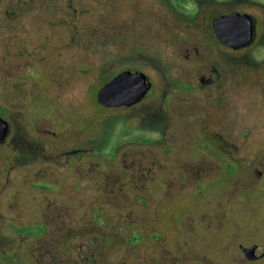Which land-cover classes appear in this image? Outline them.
<instances>
[{
    "label": "rangeland",
    "instance_id": "374dc122",
    "mask_svg": "<svg viewBox=\"0 0 264 264\" xmlns=\"http://www.w3.org/2000/svg\"><path fill=\"white\" fill-rule=\"evenodd\" d=\"M9 1L0 0V106L12 123L11 148H15L13 143L17 139H22L21 143L32 142L31 151L41 154L38 168L64 175L70 166L58 161L57 155L63 150L81 148L82 143L94 136L99 143L92 151L94 155L78 158L74 163L72 168L78 178H63L70 187L74 180L80 183L75 195L66 192L55 180L29 182V176L37 175L29 169L12 173L14 154L0 146V219L5 216L15 219L17 224H33L41 220L40 213L47 212V208L52 216H57L61 209L63 217L58 221L64 237L69 235L65 244L68 250L57 244L67 255L64 257L48 238L33 239L31 249L35 257L25 264H264V260L247 263L241 252L236 254L239 244L245 248L264 245V176H257L263 159L258 161L260 167L253 166L252 159L245 160V169L250 170L242 175L238 170L240 160L230 155V165L236 170L229 168L226 176L213 179L200 173L207 162L204 164L200 156L188 153L187 171L177 176H172L168 167L161 164L154 168L155 179L133 176L123 162L131 159L132 136L127 132L131 127L118 124L119 119L127 118L120 116L109 121L108 115L115 116L116 112L107 113L95 102L100 86L95 79L102 82L108 76L103 73L110 71L112 62L116 66L139 65L138 57L158 63L160 69L151 64L144 68L156 90L178 89L173 81H184L190 74L185 59L191 48L188 39L207 41L209 33L177 28L178 20L170 12V5L182 13L193 14L194 2L164 0L163 5L160 0H135L132 4L125 0H54L44 12L32 6L27 16L8 23L3 14ZM135 5L149 27L130 20L135 17ZM44 14L56 30L55 43L46 55L34 43L32 32L22 31L33 25L39 27L41 22L36 16ZM75 14H79L78 18ZM157 19L162 21L159 31L153 27L157 26ZM70 24L81 31L72 43L64 27ZM43 56L50 58L51 64L38 76L31 71L39 65L24 59ZM22 77L26 81L23 91L30 92L29 96L21 91ZM178 110L182 112L183 108ZM0 116L5 117L2 110ZM152 119L157 123V117ZM28 121L36 124L34 130ZM135 123L133 120L130 125ZM46 131L57 132L58 136L46 135ZM173 132L181 136L183 123H177ZM50 155L56 158L47 159ZM128 165L131 167L130 161ZM37 186L48 187L45 192ZM43 192L49 202H44ZM138 199L140 204L136 202ZM94 201L132 202L129 208L117 204L116 209H103L107 226L102 227L101 234H109L114 240L98 236L97 240L112 251L96 242L95 231L89 224L98 210ZM24 213L20 218L17 216ZM112 217L118 220L109 226L110 221L114 222ZM5 222L7 229L13 226ZM22 231L51 238L56 234L54 226L49 230L36 226ZM27 242L21 239L20 248H25Z\"/></svg>",
    "mask_w": 264,
    "mask_h": 264
},
{
    "label": "flooded vegetation",
    "instance_id": "af4514ba",
    "mask_svg": "<svg viewBox=\"0 0 264 264\" xmlns=\"http://www.w3.org/2000/svg\"><path fill=\"white\" fill-rule=\"evenodd\" d=\"M15 1L16 3H14ZM125 1L132 4L131 2L135 0ZM182 1L194 2L196 12L193 14L182 13L174 5H170V12L178 20L176 27L182 30H195L197 32L209 33V35L207 41L203 40L197 42L188 39L187 42L191 43V48L185 55V59L190 65V74L184 81H173V84L178 89L174 91L165 89L161 91L156 90L153 79L147 75L144 68H148L151 64L156 69H160L159 65H157L158 63L155 64L146 57H138L137 60L139 61V65L122 63L120 66H116V64L112 62L109 66L110 71L103 73V75L107 74L108 76L105 77L102 82L99 81V78L95 79V81L100 84L97 95L95 96V102L97 106L107 111V113L116 112L115 116L108 115L109 121H113L120 116L127 118L126 121L119 119L118 124L122 127H131L127 130V132H129L128 134L132 136L130 138L132 145L130 150L131 159L128 160V162H131V167H129L127 161L123 162L125 166L133 172V176L146 178L154 177L153 179H155L156 175L154 173V168L161 165L168 167L172 176H177L179 172L187 171L186 162L188 160L185 159L188 153H190L192 157H194V155L200 156L204 164L207 162L205 170L200 172L203 176L217 179L219 176H226L229 168L236 170L232 164L230 165V155L233 159L237 161L240 160L238 170L240 174L244 175L246 171L250 170L245 169V160L252 159V161H254L252 165H257L258 167L261 166L258 161L264 160V0ZM160 2L164 5V0H160ZM52 3H54V0H10L5 5L7 10H5L3 16L8 23L17 22L22 17L27 16L32 6H36L41 13L44 12L46 8H50ZM68 6H70V4H68ZM73 11L78 12L79 10L73 9ZM134 13L135 17H131L130 20L134 19V21L140 22L144 27H149L138 5H135ZM233 14H238L240 17L248 16L250 17L249 20L253 22L256 35L254 42L249 46L235 49L218 40L215 32V21ZM78 16L79 14H75V17L78 18ZM185 17H188L189 20ZM36 18L38 19L37 21L41 22L38 24L39 27L33 25L30 30L25 29L22 31L27 33L32 32L31 38L34 39V43L38 47L43 48V53L46 55L49 47L55 43L53 37L56 35V30H53L55 27L53 24H50V20L47 17L45 18V14L36 16ZM157 20V26L153 27L159 31L162 27V21L159 19ZM142 25H140V27H142ZM64 27L66 32L70 33L72 39L70 43L75 42V39H78V34L81 32L79 31V27L71 24L69 26L65 25ZM74 27H76V29ZM40 28L43 30H40ZM74 34L77 35L74 37ZM129 59L132 60V58ZM4 60L6 61L7 58H3V61ZM24 60H31L33 64L39 65L36 70L34 67V71H31L36 72L38 76L42 75V69L45 71L48 65L51 64L50 58L46 56L38 58L31 57ZM124 72L146 76L151 85L150 89L142 99L131 106L106 107L101 104L98 100L100 90L107 83ZM22 80L23 89H21V91L24 94L27 93L26 95L29 96L30 92L23 91L26 81L23 77ZM179 107L183 108L182 112L178 110ZM0 110L5 113V117L0 116V118L9 125L8 135L4 141L0 143V146L9 148V152L11 151L12 156L14 154L13 162H11L13 163L11 165L12 173L16 174L19 170L27 172L26 170L29 169L37 173V175L35 174V178L29 176V182L44 180L47 183H52L55 180V182H59L62 185L66 192H71V195H75L77 193L76 189L78 190L81 187L80 183L74 180L73 185L70 187L65 183L66 181L63 178H78L76 169L72 167L78 158L81 159L91 154L94 155L92 151H94L95 146L99 144L96 141V136L93 134L94 137L82 143L81 148L63 150L60 155H57L58 161L62 160L65 164L70 166V168L67 167L65 174L61 175L60 172L56 170L38 168L37 162H42V160H40L41 154L31 151L32 142L21 143L20 140L22 139H17L14 141L15 143H13L15 148H11V142L14 140V135H11L13 131L12 123L8 120L7 113L2 106H0ZM152 117L158 118L157 123ZM133 120H136V123L130 125V122ZM28 122L34 130L36 124H34L33 121ZM177 123H183L184 126V133L181 136H177L173 132ZM45 134L58 136L57 132L55 133L52 131H46ZM54 158L56 157L51 155L49 157L47 156V159L50 160ZM31 165H36V167L34 169L28 168ZM28 172L30 173V171ZM70 173L73 175L71 176ZM257 176H264V164L261 172H259ZM37 187H40V190L46 192L48 186ZM42 195L44 202H49L46 193L43 192ZM146 196L147 199L149 197V192H147ZM141 197L145 198L144 196ZM136 202L140 204L139 199ZM93 203L96 204L95 206L98 210L96 215L89 219V224H92V228L95 231L96 242H99L100 246H104L101 241L97 240V236L99 239L100 237H109L112 242L114 238L109 234H105V236L101 234L103 233L102 227L104 228L107 226V223L102 217L104 213L103 209H116L117 204L123 206V208H129L132 202L123 204L115 201H108L102 204L100 201H94ZM61 211L63 210L58 209L57 216H52L49 213V208H47V212L40 213L42 214L41 220L33 224L24 222H22L24 224H17L15 219H10L5 216L3 219L1 218L0 264H25L33 260L35 257L31 249L34 241L33 239L45 237L48 238L53 247L62 254V257L67 256L57 248V244L66 248L65 244L69 238V235L64 237L62 225H60L58 221L60 217H63ZM31 213L26 214L29 215ZM22 215H25V213L17 216L20 218ZM117 220L118 218L115 220L113 218L114 222L112 223L110 221L108 225L114 226ZM5 221L11 223L13 226L7 229L8 223ZM56 225L59 226V230ZM36 226L45 230H49L54 226L56 232L55 237L51 238L43 234H26L22 231L23 229ZM141 231L145 232L144 229H141ZM157 231H159V229L155 232ZM64 238L66 239L65 241L63 240ZM21 239L28 240L27 246L23 249L20 248ZM233 241L236 242L237 240ZM234 244L236 248L237 243ZM91 245L95 246L93 242H91ZM113 246H115V243H113ZM254 246L262 245H253L250 248ZM238 247L239 251L236 249V254L238 255V253L241 252L245 260L248 261L247 263H257L264 260V255L255 258V252L246 254L244 252L245 247L240 244ZM66 249L68 250V248ZM107 249L112 251L111 248ZM25 259L28 260L25 261ZM200 264H202V262H200Z\"/></svg>",
    "mask_w": 264,
    "mask_h": 264
},
{
    "label": "water",
    "instance_id": "95a60500",
    "mask_svg": "<svg viewBox=\"0 0 264 264\" xmlns=\"http://www.w3.org/2000/svg\"><path fill=\"white\" fill-rule=\"evenodd\" d=\"M249 18L233 14L216 20L215 32L218 40L235 49L252 44L256 34L254 24ZM150 87L146 76L124 72L100 90L98 100L106 107L131 106L142 99ZM8 132V123L0 118V143L7 137ZM244 252H255V258H259L264 255V247L245 248Z\"/></svg>",
    "mask_w": 264,
    "mask_h": 264
}]
</instances>
